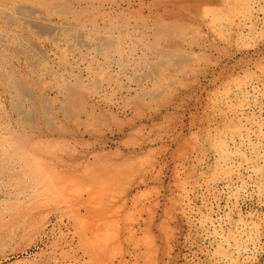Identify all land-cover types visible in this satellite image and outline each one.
Returning a JSON list of instances; mask_svg holds the SVG:
<instances>
[{
	"label": "rangeland",
	"instance_id": "374dc122",
	"mask_svg": "<svg viewBox=\"0 0 264 264\" xmlns=\"http://www.w3.org/2000/svg\"><path fill=\"white\" fill-rule=\"evenodd\" d=\"M131 1L0 0V264H264V0ZM105 151L78 207L59 174Z\"/></svg>",
	"mask_w": 264,
	"mask_h": 264
},
{
	"label": "bare ground",
	"instance_id": "6f19581e",
	"mask_svg": "<svg viewBox=\"0 0 264 264\" xmlns=\"http://www.w3.org/2000/svg\"><path fill=\"white\" fill-rule=\"evenodd\" d=\"M145 0H140V5L144 4ZM17 5H15V12L19 17L22 18H27V19H31L32 15H36L38 13V10L36 9L37 3L41 4V5H45L46 7H48L49 10H51V8L58 6L59 9H61V12L65 15H85L88 12H92V10L90 9H95V10H101V8L103 10H105L106 8V4L111 3L112 5H115L116 7H120L122 4H126V5H131V0H120L119 2H113V0H69V1H65L66 3L62 2V1H54V3H56L55 5L53 4L52 1L50 0H16ZM69 2L72 3H76L78 5V7L73 8ZM166 2V1H165ZM60 4V5H57ZM105 4V5H104ZM146 4V3H145ZM151 4L156 5V0H152ZM170 5L171 2H167L164 7H163V12L160 15H172V10H170ZM76 6V5H75ZM110 6V4L108 5ZM112 7V6H111ZM132 7V6H131ZM150 7V6H149ZM90 8V9H89ZM170 8V9H169ZM56 9V8H55ZM6 10V9H5ZM175 11H177L176 9H174ZM40 11V10H39ZM60 11V10H59ZM100 12V11H98ZM173 15L174 12H173ZM36 18V17H35ZM78 18V17H77ZM158 32H159V36L163 37L165 35L164 31L167 30L169 28V24L165 21V18L162 16H160L158 18ZM12 22V21H11ZM37 24H36V23ZM78 22V21H74L73 23ZM37 26L42 27V24L40 21H37L36 19H34V22ZM69 25V23H67ZM65 24V25H67ZM72 24V23H70ZM78 25V24H77ZM70 26V25H69ZM95 27V26H94ZM93 27V28H94ZM46 32V31H45ZM4 34V33H3ZM6 34V32H5ZM81 37V36H80ZM1 38V37H0ZM78 38V37H77ZM97 39V38H96ZM6 41V40H5ZM19 43V42H18ZM172 43V42H171ZM16 44V43H15ZM20 44V43H19ZM34 44V43H33ZM23 45V44H22ZM28 45V44H27ZM12 47V46H11ZM22 47V46H21ZM29 50V49H28ZM2 51V49H1ZM4 51V50H3ZM32 51V50H31ZM158 52V51H157ZM156 52V53H157ZM1 62V61H0ZM16 69V68H15ZM15 71V70H14ZM16 72V71H15ZM21 76V75H20ZM17 79V78H16ZM21 80V79H19ZM18 85V87L20 89H23V91H25V85L20 84V82L15 83V85ZM32 89V88H31ZM77 91V90H76ZM33 92V91H32ZM78 92V91H77ZM75 93V92H74ZM73 93V94H74ZM24 94V93H22ZM63 95V94H62ZM70 96H68L69 98ZM64 98V97H63ZM67 98V99H68ZM67 101H69V105L71 107H73L72 105L75 104V100L74 98L70 97V99H68ZM77 104V103H76ZM34 111V110H33ZM36 112V111H35ZM22 113V112H21ZM92 114L91 117H93V112H91L89 114V116ZM94 120V119H93ZM88 122L92 121V119H87ZM10 135V134H9ZM22 140V139H21ZM25 141V140H24ZM42 141V140H41ZM40 140L38 141L41 142ZM1 142V141H0ZM44 142V141H43ZM17 143H20V141H18ZM42 143V142H41ZM46 143V141L44 142ZM37 144V143H36ZM46 145H48V142L46 143ZM38 147V145H37ZM42 147V146H41ZM40 147V148H41ZM43 148V147H42ZM27 149V148H26ZM47 149V148H46ZM40 150V149H39ZM54 152V151H53ZM29 153V152H28ZM55 154V153H54ZM118 152H100V153H96L93 154V160L91 162H87L85 164V167L82 171H78L75 173L72 172H65V171H61L59 174V177L61 179L64 180V182H60L57 183L55 185H59V187H63V188H69L75 191H78L80 188L84 189V191L87 192L88 197L84 198L82 196H78V198L76 197L75 201L78 207H82L85 206V202L87 203H93V201H97L98 197L100 195H102L103 191H97L95 189V187H107L109 188V186L112 185L113 182L116 181L117 176L119 174V171L121 169V165L120 166H116V165H111L110 163H108V161L110 162L111 160H113L112 158H114L115 155H117ZM56 155V154H55ZM116 157V156H115ZM1 158V157H0ZM39 163V162H38ZM37 161H31L30 164H28V168L29 170H35V165L38 164ZM39 182H43V179L40 178L38 179ZM70 181V182H69ZM48 178H46L44 180V183L47 185L48 183ZM100 210H104L102 209V205L99 206V208L96 210L94 209V212H99Z\"/></svg>",
	"mask_w": 264,
	"mask_h": 264
}]
</instances>
